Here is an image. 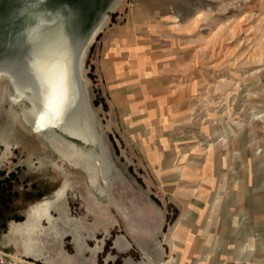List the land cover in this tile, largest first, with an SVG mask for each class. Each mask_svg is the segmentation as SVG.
<instances>
[{
    "label": "rangeland",
    "instance_id": "obj_1",
    "mask_svg": "<svg viewBox=\"0 0 264 264\" xmlns=\"http://www.w3.org/2000/svg\"><path fill=\"white\" fill-rule=\"evenodd\" d=\"M0 67V235L56 202L98 264H264V0H0Z\"/></svg>",
    "mask_w": 264,
    "mask_h": 264
},
{
    "label": "crops",
    "instance_id": "obj_2",
    "mask_svg": "<svg viewBox=\"0 0 264 264\" xmlns=\"http://www.w3.org/2000/svg\"><path fill=\"white\" fill-rule=\"evenodd\" d=\"M56 202L40 203L31 208L40 222H11L0 235V254L21 264H98V250L89 244L90 233L81 235L73 222H43ZM76 223V222H75ZM55 229L57 231H55ZM69 240V249L65 240Z\"/></svg>",
    "mask_w": 264,
    "mask_h": 264
},
{
    "label": "bare ground",
    "instance_id": "obj_3",
    "mask_svg": "<svg viewBox=\"0 0 264 264\" xmlns=\"http://www.w3.org/2000/svg\"><path fill=\"white\" fill-rule=\"evenodd\" d=\"M104 20L105 18L100 21V24ZM99 28L100 25H98V27L92 32V35L90 37L91 39L98 32ZM84 49L85 47H83L80 56H82ZM68 53L69 52H67V54L58 53L50 57L37 59L36 61L34 60L29 64L23 66V73H27L28 75H32L33 73H35L38 77V90L36 91V93H40L41 95H44V91L50 92L52 94L55 93V95L61 96L63 100H65L66 96H69L70 92L73 90V87L69 67L71 56H69ZM0 77L11 79L14 88L19 93L21 99L22 97L29 99V91L27 90V88H29V85L24 82H20L21 79L19 78V76L13 73V71L9 67H0ZM18 85H24L27 88L25 87L21 89L18 87ZM54 101L57 100L55 99ZM43 113L45 115L44 111ZM57 113H59L58 109L54 108L52 113L53 116ZM38 116L39 112L36 117ZM63 132L67 135H72L83 143L89 141V136L86 134L75 133L73 131H67L65 129L63 130Z\"/></svg>",
    "mask_w": 264,
    "mask_h": 264
},
{
    "label": "built area",
    "instance_id": "obj_4",
    "mask_svg": "<svg viewBox=\"0 0 264 264\" xmlns=\"http://www.w3.org/2000/svg\"><path fill=\"white\" fill-rule=\"evenodd\" d=\"M0 264H7L5 256L0 255Z\"/></svg>",
    "mask_w": 264,
    "mask_h": 264
},
{
    "label": "trees",
    "instance_id": "obj_5",
    "mask_svg": "<svg viewBox=\"0 0 264 264\" xmlns=\"http://www.w3.org/2000/svg\"><path fill=\"white\" fill-rule=\"evenodd\" d=\"M4 228H5V225L3 226V230H4Z\"/></svg>",
    "mask_w": 264,
    "mask_h": 264
}]
</instances>
